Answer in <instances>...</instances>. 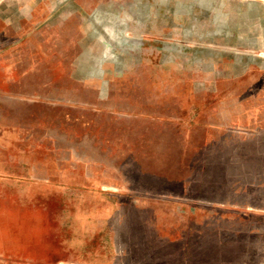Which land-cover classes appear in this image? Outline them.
Masks as SVG:
<instances>
[{
    "label": "rangeland",
    "instance_id": "obj_1",
    "mask_svg": "<svg viewBox=\"0 0 264 264\" xmlns=\"http://www.w3.org/2000/svg\"><path fill=\"white\" fill-rule=\"evenodd\" d=\"M9 163L109 182L99 264H264V0H0Z\"/></svg>",
    "mask_w": 264,
    "mask_h": 264
},
{
    "label": "crops",
    "instance_id": "obj_2",
    "mask_svg": "<svg viewBox=\"0 0 264 264\" xmlns=\"http://www.w3.org/2000/svg\"><path fill=\"white\" fill-rule=\"evenodd\" d=\"M12 165L0 171L2 225H7L0 229L5 247L0 255L6 264H99L103 247L94 228L109 225V182L96 181L90 169ZM56 226H64L66 234Z\"/></svg>",
    "mask_w": 264,
    "mask_h": 264
}]
</instances>
